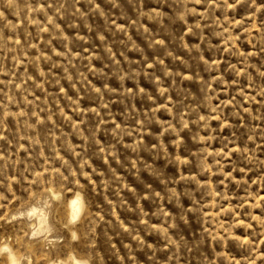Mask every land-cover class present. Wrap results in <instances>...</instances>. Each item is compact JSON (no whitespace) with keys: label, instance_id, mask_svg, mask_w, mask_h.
Wrapping results in <instances>:
<instances>
[{"label":"rangeland","instance_id":"obj_1","mask_svg":"<svg viewBox=\"0 0 264 264\" xmlns=\"http://www.w3.org/2000/svg\"><path fill=\"white\" fill-rule=\"evenodd\" d=\"M3 246L264 264V0H0Z\"/></svg>","mask_w":264,"mask_h":264},{"label":"bare ground","instance_id":"obj_2","mask_svg":"<svg viewBox=\"0 0 264 264\" xmlns=\"http://www.w3.org/2000/svg\"><path fill=\"white\" fill-rule=\"evenodd\" d=\"M80 210H81L80 198L78 196H75L74 198L70 199L68 203V212H69L71 220H75L77 218ZM34 211L35 210L33 209L31 212L34 213ZM39 223L43 224V220H39ZM1 251L7 252V259L9 261V264H17L15 258L10 254V252L5 246L2 247ZM71 264H86V263L72 259Z\"/></svg>","mask_w":264,"mask_h":264}]
</instances>
